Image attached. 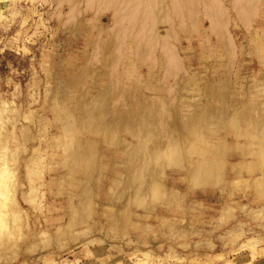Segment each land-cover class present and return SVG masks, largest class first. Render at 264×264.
<instances>
[{"label":"rangeland","instance_id":"374dc122","mask_svg":"<svg viewBox=\"0 0 264 264\" xmlns=\"http://www.w3.org/2000/svg\"><path fill=\"white\" fill-rule=\"evenodd\" d=\"M84 3L0 0V175L3 188L15 190L9 211L0 210V264H264V143L254 138L256 147L237 158L246 162L237 176L224 158L231 116L239 121L248 114L252 127L264 122V0H116V10L85 15ZM76 11L77 24L64 27ZM109 29L116 35L107 36ZM107 45L123 48L126 60L135 51L140 67L103 68L100 53L90 64L92 50ZM107 91L130 98L103 100L106 115L140 105L162 118L152 122L151 136L145 122L139 139L127 138L130 159L121 166L117 205L107 211L98 198L91 204L88 188L86 210L69 212L63 196L78 193L86 180L65 136L76 141L82 97ZM216 130L225 148L212 164L214 150L203 139ZM188 138L196 143L184 148ZM150 142L167 148L150 149ZM184 154L188 163L182 164ZM150 181L158 217L168 214L171 221L182 213L203 227L226 206L238 215L223 231L241 225L248 237L224 247L210 228L179 236L166 233L159 218L156 236L128 237L132 223L148 220L133 204ZM172 194L178 209L165 204Z\"/></svg>","mask_w":264,"mask_h":264},{"label":"crops","instance_id":"0c3cea01","mask_svg":"<svg viewBox=\"0 0 264 264\" xmlns=\"http://www.w3.org/2000/svg\"><path fill=\"white\" fill-rule=\"evenodd\" d=\"M71 3V0H70ZM73 3L76 4V1ZM91 5V7H90ZM118 7L116 0H100V4L98 8H95L94 4H90L88 0H85L84 7H81L82 9H85V11H82V14H102L105 13L106 10H116ZM80 8V7H79ZM112 9V10H111ZM81 11V10H80ZM79 11V12H80ZM81 13V12H80ZM76 13L70 14V16L66 19L64 23V27L73 28L78 20L79 17L76 15ZM91 20V25H92ZM115 29H109L107 32V36H115L116 33L113 32ZM100 53V58L98 59V63L101 64V67L103 68H139L140 65L138 62H136L135 57V51L133 52V57L128 58V60L125 59V50L123 48H114L113 46L107 45V46H101L100 50H92V53H90V56H92L91 63L93 66L96 63L94 60V54ZM167 51H164V58H162V65L161 67L165 69V76L164 80H167V74H168V60H167ZM158 62V61H157ZM157 63L150 64V68H156ZM139 83V80L136 81ZM162 88L163 86L161 84ZM137 88L139 89L140 86L137 85ZM165 92L167 94L166 88H164ZM137 96V94H136ZM156 99L159 100L161 96H158V94H155ZM168 97H164V100L166 101ZM129 95L127 94H121V93H115L112 91L107 92H97L95 94H88L84 95L82 99L84 100V103H80L81 109L80 112L83 111V114L80 115L81 119H77L76 115V141H68L67 136H65V139L67 140L68 147L74 146V156H75V163H77L81 168L82 172L80 173V176H83L86 180V183L83 186H79L78 193L74 195H65L63 196L65 198L64 208H66L69 212H72V210H75L77 212H84L87 207L86 203V195L84 192V189L90 188V191L92 190V196H91V204L96 203L97 198L99 201L104 202V206L107 208V211L113 209L111 207H114L117 205V200L121 196L118 194L119 186H123L124 183V174L120 172L121 166L128 163L127 160L130 159L129 156H126V143L127 138L130 136L134 139H139L138 133L141 131V125L145 122H148V130L144 131L151 136V132L154 130L152 122L156 125L158 120H160V117L162 116L160 114H156L155 108L154 109H143L142 107H138L135 109H132L131 113H127L124 110L119 108H115L113 111H110L107 115L104 112V108H101V104L103 100L108 101H127L129 100ZM148 105L154 106L155 100H152L148 102ZM167 105V104H165ZM91 106V107H90ZM90 108V109H89ZM86 110L88 114H86ZM69 120L68 122H72L71 117L72 113L68 112ZM249 115L248 114H242L241 119L239 121L236 120V116H231L229 121L227 122V128H229V142L226 145L227 148V157L226 162H233L230 165L231 171L230 173H235L237 176L239 173L243 171V166L246 162H239L237 158H241V161L244 160L245 150H248L249 148L256 147L254 138L260 137L261 143H264V122L262 121L259 127H252L250 126L249 122ZM79 120V122H78ZM78 122V124H77ZM71 125L69 123L68 128L70 129ZM145 126L142 125V128ZM204 135V143H209V146L207 145V148L214 150L212 154V160H210L208 163L212 164H219V158H220V150L221 148H225L223 146L221 133L216 130L211 132L209 135L205 131ZM157 132H155V135ZM230 134L232 136H230ZM129 137V138H130ZM196 143L193 140L189 141V138L185 141V144L183 145L184 148L192 147L193 144ZM167 148L165 144H162L161 142L155 143L150 142L148 144V147L151 148H161V147ZM83 150H89V152H83ZM179 162H182V164L188 163V158L186 155H182L179 157ZM177 161V162H178ZM202 162V161H201ZM203 163H205L203 161ZM88 165V166H86ZM103 167L102 174L100 172V167ZM229 167V166H228ZM239 167V168H238ZM234 168V169H233ZM233 169V170H232ZM123 170V168H122ZM48 173H51V170L48 171ZM98 174H101V176L98 178ZM100 181H105V184H99ZM128 185V181H127ZM129 186V185H128ZM71 186H69L70 188ZM129 188H133V186H130ZM156 188V184L152 181L148 183V187L144 188L143 190H140L138 193V199L139 201L134 203L133 209L142 208L146 210L144 212L145 219H148L145 223H132L126 234L128 237H150L151 234L156 236L157 234V227H156V221L159 218V220L166 221V233L168 232V228L172 230H178V235L188 236L189 234H196L197 231L200 228H203V230L207 227V230L210 228L211 232L214 230V233L218 234V241L223 245L224 247L232 246L240 242V240L244 239L246 236L248 237L247 229L241 225H233L232 229L228 232H224L223 229L230 225V222H232L234 219H236V211H230V209L226 206H222L219 215L216 217L215 220L211 221L208 226H201L199 223V219L197 217L193 218H187L185 215L181 213L182 209L174 210V211H180L181 214L174 215L172 214L170 217L171 221H168V214L159 215L158 217L156 211H157V204H156V198L154 197V189ZM97 190L99 193L97 194ZM142 196L145 197V199H149V201H146L144 199H140ZM38 198V199H37ZM176 195L172 194L171 200H168L165 202L167 206H173L172 208L177 207V202L175 201ZM141 200H144L143 202ZM40 203V195L36 196V204L38 205ZM194 203V202H193ZM197 204V203H196ZM136 205V206H135ZM53 204L49 203L48 205H43V208H51ZM198 207V206H197ZM238 215V214H237ZM114 219V217H111ZM151 220L153 222H151ZM174 225V226H171ZM170 226V227H168ZM225 226V227H224ZM138 227V228H137ZM207 232V231H206ZM55 241V239H53ZM69 244V243H68Z\"/></svg>","mask_w":264,"mask_h":264},{"label":"bare ground","instance_id":"6f19581e","mask_svg":"<svg viewBox=\"0 0 264 264\" xmlns=\"http://www.w3.org/2000/svg\"><path fill=\"white\" fill-rule=\"evenodd\" d=\"M1 177L0 175V210L1 212H8L10 206L14 204L15 190L3 188L4 185L1 183ZM160 190L164 191L163 187ZM2 214L6 215L5 213Z\"/></svg>","mask_w":264,"mask_h":264}]
</instances>
